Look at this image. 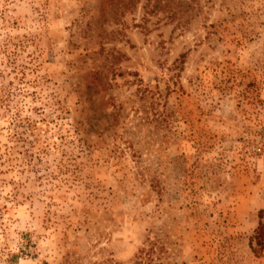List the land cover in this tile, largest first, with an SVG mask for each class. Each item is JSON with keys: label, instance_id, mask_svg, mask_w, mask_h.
I'll list each match as a JSON object with an SVG mask.
<instances>
[{"label": "rangeland", "instance_id": "rangeland-1", "mask_svg": "<svg viewBox=\"0 0 264 264\" xmlns=\"http://www.w3.org/2000/svg\"><path fill=\"white\" fill-rule=\"evenodd\" d=\"M259 223L264 0H0V264H264Z\"/></svg>", "mask_w": 264, "mask_h": 264}, {"label": "trees", "instance_id": "trees-1", "mask_svg": "<svg viewBox=\"0 0 264 264\" xmlns=\"http://www.w3.org/2000/svg\"><path fill=\"white\" fill-rule=\"evenodd\" d=\"M7 50H8V46H7V44H5L4 46H3V48H2V52L3 53H6L7 52ZM8 57V56H7ZM19 71V70H18ZM16 72L17 73V75L18 74H21L22 75V72L20 71V72ZM24 75V74H23ZM31 124H29V126H30ZM258 230L259 231H262V230H264V224H262V223H259V227H258Z\"/></svg>", "mask_w": 264, "mask_h": 264}]
</instances>
